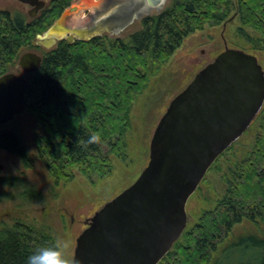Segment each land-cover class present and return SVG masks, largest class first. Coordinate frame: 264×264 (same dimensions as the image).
Here are the masks:
<instances>
[{"label": "trees", "instance_id": "trees-1", "mask_svg": "<svg viewBox=\"0 0 264 264\" xmlns=\"http://www.w3.org/2000/svg\"><path fill=\"white\" fill-rule=\"evenodd\" d=\"M72 1L49 0L35 18L0 9V76L21 73L17 66L22 53L40 50L36 38ZM230 20L239 22L237 34L248 53L264 54V0H171L159 14L144 17L141 28L125 39L64 41L42 51L39 70L25 74V103L42 126L35 143L50 177L58 183L72 180L75 170L85 176L110 171L109 151L126 143L134 102L154 71L188 36ZM251 131V148L229 168L222 197L186 228L159 264H264V106ZM93 133L100 135V143H87ZM0 148L31 166L16 133L1 132ZM0 183L12 186L7 180ZM7 198L0 193V201ZM244 221L257 232L232 236L233 228ZM53 244L48 229L16 220L0 227V264H26L33 252Z\"/></svg>", "mask_w": 264, "mask_h": 264}, {"label": "water", "instance_id": "water-1", "mask_svg": "<svg viewBox=\"0 0 264 264\" xmlns=\"http://www.w3.org/2000/svg\"><path fill=\"white\" fill-rule=\"evenodd\" d=\"M17 1L35 18L49 0ZM164 2L148 0L156 7ZM41 64L40 55L26 51L17 67L30 74ZM27 88V79L16 71L0 76V125L26 112ZM263 106L258 58L226 47L170 103L152 137L147 166L94 214L76 240L74 257L82 264H159L187 228L189 198Z\"/></svg>", "mask_w": 264, "mask_h": 264}, {"label": "rangeland", "instance_id": "rangeland-1", "mask_svg": "<svg viewBox=\"0 0 264 264\" xmlns=\"http://www.w3.org/2000/svg\"><path fill=\"white\" fill-rule=\"evenodd\" d=\"M133 1L135 5L139 2ZM140 1L143 3V13L138 16L133 14L124 30L105 29L106 32L100 33L112 39H125L141 28L144 17L159 14L171 2L165 0L163 6L156 7L148 3V0ZM107 3L108 0H73L53 25L38 37L57 34L55 28L58 25L70 26L71 32L72 28L84 26L93 17H97V12L101 16L107 15L119 5L113 3L107 8ZM0 9L29 17L27 13L30 7L17 0H0ZM238 27L237 20L219 26H206L204 30L188 36L170 59L154 71L146 90L134 102L126 143L110 151L108 146H104L105 152L109 151L110 171L104 168L85 176L75 170L72 180L56 183L38 157L34 135L41 129L33 117L26 111L11 123L0 125V133L7 131L18 135L31 161L29 167L18 156L0 150V181L12 183V186L0 183V193L9 195V198L0 201V227L10 226L16 220L44 227L50 231L56 243L70 241L69 253L74 256L76 240L85 230L86 221H90L98 210L129 188L147 166L152 137L170 103L226 47L249 52L248 46L237 34ZM78 35L89 36L84 32ZM32 52L40 55L42 50ZM252 54L258 57L264 67V54ZM20 75L25 76L22 72ZM248 131L215 162L199 189L189 199L187 227L195 224L205 211L212 209L224 194L229 168L233 162L245 157L253 143L251 127ZM250 231L257 232L252 223L244 221L233 228L232 236Z\"/></svg>", "mask_w": 264, "mask_h": 264}, {"label": "flooded vegetation", "instance_id": "flooded-vegetation-1", "mask_svg": "<svg viewBox=\"0 0 264 264\" xmlns=\"http://www.w3.org/2000/svg\"><path fill=\"white\" fill-rule=\"evenodd\" d=\"M113 3L114 4L118 3L119 5H118L117 9L115 8L111 13L101 16V14L97 12V17H93V19L90 20L88 23H86L84 26L78 25L76 28H72L71 32H69V30L71 29L70 26L58 25L55 28V30L57 31L56 32L57 34H54L52 36L49 34V35H46L42 38L37 37L36 41H35L36 45L38 46V48L40 50L48 52V51L54 50L58 46L59 43L64 42V41H66L69 44H75L79 41L86 42V41H91V40H94L96 38H101V37H108L109 38L108 35H105V33L102 34L100 32H102V31L106 32L107 30L105 31V29H108V30H110V29L111 30L112 29L124 30L127 27L128 23L131 22V20L133 18V14L136 13V16H138V15H141L143 13V10H142L143 3L140 0H139V2L136 3V5H135V2L133 0H127L126 2H124L123 0H108L107 8L110 7L111 5H114ZM105 11H106V9L104 10V12ZM110 24H112V25L110 26ZM105 27H107V28H105ZM101 29H104V30H101ZM81 32H84L87 35L89 34V36H86V37L85 36H79L78 34H81ZM67 35H69V36H67ZM52 40H54L55 42L53 43ZM40 56H41V54H40ZM210 63H208V64H210ZM259 63H260V61H259ZM263 69H264V67H263ZM38 126H39V129L42 128V126L40 124H38ZM35 135H34V140H35ZM0 150H1V152L9 153L5 149L0 148ZM204 180H205V178L203 179V181ZM202 182H201V184H202ZM200 185H199V187H200ZM199 187H198V189H199ZM188 202H189V200H188ZM188 202H187V204H188ZM186 210H187V205H186ZM88 220L86 221L87 222L86 228L88 227V224L90 222ZM188 223H189V219H188Z\"/></svg>", "mask_w": 264, "mask_h": 264}, {"label": "clouds", "instance_id": "clouds-1", "mask_svg": "<svg viewBox=\"0 0 264 264\" xmlns=\"http://www.w3.org/2000/svg\"><path fill=\"white\" fill-rule=\"evenodd\" d=\"M101 137L93 133L87 140L88 144L100 143ZM70 241L62 240L51 246H44L33 252L26 261V264H82L69 253Z\"/></svg>", "mask_w": 264, "mask_h": 264}]
</instances>
